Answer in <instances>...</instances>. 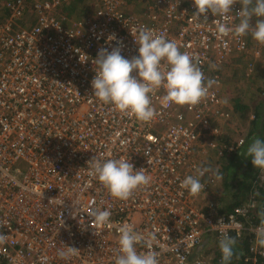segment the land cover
Wrapping results in <instances>:
<instances>
[{
  "label": "built area",
  "instance_id": "1",
  "mask_svg": "<svg viewBox=\"0 0 264 264\" xmlns=\"http://www.w3.org/2000/svg\"><path fill=\"white\" fill-rule=\"evenodd\" d=\"M87 1L92 13L71 20L62 14L69 0H0V259L114 264L118 228L128 224L156 234L152 250L159 264H187L206 233L218 241L224 233L248 235L253 256L244 262L264 264V245L257 242L264 204L251 194L222 213L216 193L225 153L244 141L238 133L227 145L220 142V120L237 117L222 106L219 69L251 52L247 35L221 36L217 24H238L242 0L224 17L207 13L198 19L193 0H157L141 14L132 12L131 0ZM139 26L174 40L194 58L205 83L212 82L206 97L195 105L165 104L160 87L151 94L157 115L143 122L92 95L98 50L120 46L131 58L137 53L133 29ZM110 34L122 43L107 42ZM257 47L255 58L264 44ZM253 68L252 60L247 70ZM93 156L130 158L151 182L126 200L115 199L89 175ZM198 168L206 169L205 189L193 195L180 182ZM260 176L264 181V170ZM98 208L111 211L110 225L95 221ZM66 246L77 250L61 256ZM137 250L150 249L140 242Z\"/></svg>",
  "mask_w": 264,
  "mask_h": 264
},
{
  "label": "clouds",
  "instance_id": "2",
  "mask_svg": "<svg viewBox=\"0 0 264 264\" xmlns=\"http://www.w3.org/2000/svg\"><path fill=\"white\" fill-rule=\"evenodd\" d=\"M235 0H193L197 19L207 13L226 16L232 11ZM253 17L257 19L253 23ZM133 31L137 46L136 55L127 58L121 54V47L101 48L94 59L96 69L90 82L92 95L105 104H111L136 119L149 122L157 115L152 106L151 94L160 87L166 92L165 104L195 105L207 96L211 81L205 83L204 73L187 52H181L174 40L164 35H157L152 29L139 26ZM217 32L221 36L232 33L236 36L251 35L260 44H264V0H242L239 9V23L229 27L217 24ZM107 42L118 40L115 34L109 35ZM133 72L135 76L131 75ZM246 159L252 167L264 170V138L252 139L246 149ZM89 175L97 180L115 199L126 200L134 190L151 182L143 168L135 169L129 159L97 158L93 156L88 162ZM206 169H197L195 175H187L180 187L191 194H198L205 189L201 177ZM98 224H111V211L108 208L94 209L92 213ZM119 254L114 264H159V253L152 250L157 241L154 232L143 234L132 226L123 224L118 228ZM257 242L264 245V227L257 230ZM143 242L150 250L138 252L137 244ZM235 239L222 235L219 248L224 261L233 256ZM73 246H66L61 256L76 252ZM166 250V249H165Z\"/></svg>",
  "mask_w": 264,
  "mask_h": 264
},
{
  "label": "trees",
  "instance_id": "3",
  "mask_svg": "<svg viewBox=\"0 0 264 264\" xmlns=\"http://www.w3.org/2000/svg\"><path fill=\"white\" fill-rule=\"evenodd\" d=\"M83 1L69 0L62 8V14L71 20H79L90 15L93 11V9L90 10L91 4L85 0V5L81 6ZM181 1L184 4L190 2V0ZM131 2L134 3L132 10L140 5L142 8L141 12H143L144 10L146 11L148 5H155L157 0H131ZM126 12H131V10L127 9ZM256 19V17H253L252 22L254 23ZM246 38L250 41L253 39L250 34ZM252 70H249V73L246 72V75H249ZM260 86H255L256 97L244 98L246 101L239 97L235 98L233 112L239 119L235 126H238L242 121L244 125H240L243 128L245 126L244 129L246 130L245 134L242 133L244 141L238 149L225 153L223 157L222 169L219 172L220 196L218 197V208L222 213L233 210L237 205L245 202L251 194H255L256 198L264 204V181L260 176L261 169L252 167L250 160L245 157L246 149L252 139L257 136L264 138V87ZM238 133H240V126L235 131L236 135ZM235 134L231 135L230 132L227 133L225 131L221 133L220 142L222 145H227L230 141H233ZM234 239L233 256L229 261H224L219 248V241L211 233H206L202 241L192 249L187 264H194L198 260L203 261L202 264H251L250 258H252L253 254L248 249L250 244L249 236L245 235L240 238L234 236ZM247 257H250V261H247L248 263L244 262V258ZM0 264H5V261L0 259Z\"/></svg>",
  "mask_w": 264,
  "mask_h": 264
},
{
  "label": "rangeland",
  "instance_id": "4",
  "mask_svg": "<svg viewBox=\"0 0 264 264\" xmlns=\"http://www.w3.org/2000/svg\"><path fill=\"white\" fill-rule=\"evenodd\" d=\"M85 0L83 1V3L81 4V6L84 4L85 5ZM138 3V2H137ZM135 3V4H137ZM134 7V3L132 5V8ZM133 12H135L136 14H141V7L140 5L137 6ZM258 49L257 47V42L252 39V41H250V55H254V49ZM260 56L263 58V60L259 61L258 58L257 60H255L254 63V68L252 70V72L249 75H246L245 72H243L245 70V67L247 69V67L249 66L250 61H252L249 58H245L244 57H238V58H230L233 59V61H226L223 65H221L219 71L221 74V78H222V82L225 85H228V88L225 90L229 89V94L226 97V100L229 99V97L231 98L232 96H236L239 97L240 99L244 98V94L246 92L247 93V98L250 99L252 97H256L255 95L257 94V91L255 89V86H260V85H264V49H262L260 51ZM236 57V56H235ZM259 61V62H258ZM229 62H231L229 64ZM256 62H258L259 64H257ZM232 63H234L235 65V69L233 67H228V65H231ZM249 69V68H248ZM247 73H249V70H246ZM249 78L251 83L248 85L250 86L252 84L251 87H247L248 89L245 90V84L246 82H250L248 79ZM230 79L229 81L227 80ZM243 79V83H240V81ZM242 87V88H241ZM253 89V91H252ZM225 92V91H224ZM242 96V97H241ZM246 101V99H244ZM230 101V100H228ZM231 103V101H230ZM233 115L235 116L236 114L233 112ZM222 122V126L224 127L223 130L226 129V125L231 124V122H234V118L232 120H228V122H225L226 120H220ZM233 126V133H235L236 129H234V127L238 128L239 126H235L234 124H231ZM241 125H244L243 122H241ZM245 127V126H244ZM242 127L240 126V129ZM220 184V182H219ZM219 194V193H218ZM210 196V195H209ZM206 197H204L205 199Z\"/></svg>",
  "mask_w": 264,
  "mask_h": 264
},
{
  "label": "crops",
  "instance_id": "5",
  "mask_svg": "<svg viewBox=\"0 0 264 264\" xmlns=\"http://www.w3.org/2000/svg\"><path fill=\"white\" fill-rule=\"evenodd\" d=\"M254 55H250V53H249V55H247L246 56V58H249V59H251V60H253L254 61V63H255V60H257V58H258V60L259 61H261V60H263V56L261 57V56H259V57H253ZM238 57H240V59H241V57H243V56H236V57H234L235 59L236 58H238ZM232 58V57H231ZM245 58V57H244ZM229 61H233V59H229ZM258 61V62H259ZM231 62H229V64L231 63ZM258 62H256L257 64H259ZM228 67H233L234 69H235V65H234V63H232L231 65H228ZM246 67H245V70L243 71V72H245L246 73ZM246 79H248L249 81H250V79L247 77ZM221 80H222V78H221ZM227 80L229 81L230 79H228L227 78ZM240 83H243V79L240 81ZM251 83V81L250 82H246V84H245V90L246 89H248L247 87H251L252 86V84L250 85V86H248L249 84ZM264 84V83H263ZM260 87H264V85H261ZM228 88V85H225L224 86V83L222 82V84H221V94H222V106H223V108L224 109H228V110H230V111H234V105H235V98H236V96H232L231 98L229 97V99H227L226 100V97H227V95L229 94V89L228 90H225V89H227ZM242 88V87H241ZM225 91V92H224ZM247 91V90H246ZM252 91H253V89H252ZM227 95H226V94ZM247 93L248 92H246L245 94H244V98H247ZM257 95V94H256ZM255 95V96H256ZM242 97V96H241ZM258 97H259V95H258ZM244 98H242V99H244ZM228 100H230L231 101V103H230V101H228ZM235 121L234 122H231V124H234V123H236L239 119L238 118H236V119H234ZM242 122V121H241ZM231 124H228V125H226V129L224 130L225 132H226V130H227V133H231V135L232 134H235V133H233V126L231 125ZM241 124V123H240ZM238 125V126H241V125ZM245 128V127H244ZM243 127L240 129V134H245V130L246 129H244ZM234 129H236L237 130V128L236 127H234ZM219 189H220V184L218 183V186H217V190H216V193L220 196V192H219Z\"/></svg>",
  "mask_w": 264,
  "mask_h": 264
}]
</instances>
